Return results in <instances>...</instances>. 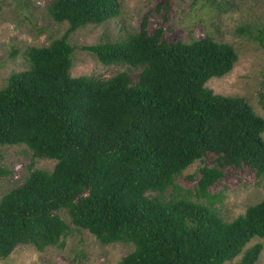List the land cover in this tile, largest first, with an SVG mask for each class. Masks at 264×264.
<instances>
[{
	"label": "trees",
	"instance_id": "1",
	"mask_svg": "<svg viewBox=\"0 0 264 264\" xmlns=\"http://www.w3.org/2000/svg\"><path fill=\"white\" fill-rule=\"evenodd\" d=\"M119 10L118 0H52L49 15L67 29L30 46L28 67L0 87V144H25L34 157L56 160L0 198V257L19 244L62 247L71 231L63 210L102 244L132 243L117 264H223L240 253L239 264H255L262 244L245 246L264 238V196L225 221L175 183L207 152L216 164L199 168L195 197L209 196L221 166L248 165L264 177V118L243 97L205 85L232 69L234 47L211 36L170 42L144 19L126 39L80 47L103 64L140 69L134 83L126 71L72 76L68 35ZM255 38L264 49V25ZM6 173L0 167V177Z\"/></svg>",
	"mask_w": 264,
	"mask_h": 264
},
{
	"label": "rangeland",
	"instance_id": "2",
	"mask_svg": "<svg viewBox=\"0 0 264 264\" xmlns=\"http://www.w3.org/2000/svg\"><path fill=\"white\" fill-rule=\"evenodd\" d=\"M51 1L0 0V87L6 85L12 73L28 67L26 51L30 46H46L67 29L66 21L56 22L49 15L47 5ZM118 3L117 16L100 24H86L68 35V42L74 46L69 69L72 76L108 78L126 71L134 83L140 69L124 63L103 64L80 47L126 39L139 31L145 19L150 33L162 28L163 39L170 42L211 36L232 45L237 53L232 69L222 76L211 77L205 85L216 94L243 97L264 118V49L255 38L257 29L264 25V0H118ZM55 162L34 157L25 144H0V167L7 170L0 177V198L22 184L31 169L51 171ZM215 164L216 155L211 152L194 161L175 178L181 189L176 192L212 206L223 220L230 221L263 198L264 177H258L248 165L221 166L223 175L208 187L209 196L195 197L199 168ZM171 191L169 188L166 194ZM58 214L71 227L62 247L51 245L39 250L33 244H19L7 257H0V264H117L133 250L130 242L102 244L86 229L75 227L66 211ZM256 242L262 244V251L255 264H264V238H253L245 248ZM241 255L223 264H239Z\"/></svg>",
	"mask_w": 264,
	"mask_h": 264
}]
</instances>
